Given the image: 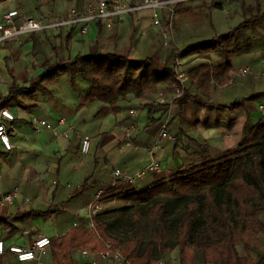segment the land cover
<instances>
[{
    "label": "trees",
    "instance_id": "1",
    "mask_svg": "<svg viewBox=\"0 0 264 264\" xmlns=\"http://www.w3.org/2000/svg\"><path fill=\"white\" fill-rule=\"evenodd\" d=\"M256 24L264 25V4L255 2L253 7L243 10V20L228 31L179 49L178 55L186 59L188 89L195 87V92L182 89L175 99L174 117L181 114L189 98L199 107H214L202 100L205 84L224 81L232 75L230 59L249 47L245 46L246 30L253 31ZM72 31V27L67 29L57 46L49 43L51 37H44L51 46L53 60L45 59L40 64L41 73L30 79L27 86H17L12 81L0 107L11 100L20 104L19 97H31L37 91L45 93L44 84L71 73L89 81L87 91L79 96L78 106L97 101L93 117H100L120 112L131 99L153 94L158 85L176 82L171 53L160 69L148 57L132 60L97 49L69 57ZM30 40L33 46L39 44L36 34H30ZM213 53L223 59L221 63H190L195 55ZM247 82L246 93L227 87L233 90L234 94L229 96L232 99L218 106L264 96V89L250 91V75ZM154 105L157 104L142 106L152 111L159 106ZM203 152L190 164L155 178L142 188L120 182L109 186L110 180L102 184L85 179L72 193L104 187L105 200L124 203L105 209L93 220L99 237L120 251L130 264H167L173 249L179 264H264V249L260 246L264 243V121L244 127L242 139L233 148L216 156ZM142 220H146L147 235L143 234ZM50 244L54 248L52 264H64L63 258L70 250L103 247L92 232L77 228H69L59 239H51Z\"/></svg>",
    "mask_w": 264,
    "mask_h": 264
},
{
    "label": "crops",
    "instance_id": "2",
    "mask_svg": "<svg viewBox=\"0 0 264 264\" xmlns=\"http://www.w3.org/2000/svg\"><path fill=\"white\" fill-rule=\"evenodd\" d=\"M86 1L89 0H67V8L72 4L81 6ZM15 2L14 6L6 5L1 10L0 15L13 9L21 15H30L29 6L32 0H15ZM34 4L37 5V17H40L39 19H46L50 16H44V13H49L48 10L58 9L55 0H41L40 2L36 1ZM213 8L211 7L210 11ZM261 26L264 25L256 24L254 30L259 36L257 39L261 38V42L264 44V28H261ZM67 29L69 28L34 34L39 36V39L46 36L51 37L49 43L57 46ZM141 31L147 32V36L141 37ZM156 31V27L150 26V12L148 10L141 14L130 13L109 30L104 29L98 23H92L85 35H80L75 29L72 31L68 55L72 57L75 54L91 53L97 49L125 55L132 60L148 57L155 62V56L160 57L164 54L155 46L157 43ZM74 34H77V36ZM215 35L218 34H213L210 38ZM78 37H80L79 40ZM28 40H30V35H23L14 41L1 42L0 48L11 54L14 59H17L20 57L19 47ZM48 46L50 49L51 46L49 44ZM31 48L34 51L37 48L34 56L40 53L45 54V52H42V44L36 46L30 44ZM213 55H204L205 58L202 60L207 61L210 59L211 64L222 62L221 57ZM50 57L49 54L45 59L52 61L53 58L50 59ZM156 58L158 59V57ZM45 59L37 62L32 58L29 65L23 66V72L20 74L15 72V74L5 77L0 73V103L4 100L7 87L12 81L17 86L28 85L30 79L38 75L31 76L32 72L30 71L33 68L41 70L40 64ZM163 64L162 62L161 67ZM157 68L160 69L158 66ZM59 77L49 82V84L53 83L55 92L58 91L56 86L60 85L62 87L63 85L62 82L56 83ZM78 82L83 85V88L77 90L69 85L70 89H67V96L56 97L57 99L60 98L59 101L53 99V97H48L43 104H39L40 98L34 97L31 100L24 101L25 97H19L17 101L20 104L11 100L5 105L12 113L13 120L9 123L7 129L11 150L5 151L0 146V166H3L0 171V194L7 193L14 186L19 188V194L13 203L0 208V240L5 245L13 244L25 247L38 236H45L51 240L59 239L69 228L86 230L82 227L86 217L85 205L91 199L94 190L91 189L81 194H74L72 193L73 190L79 187L85 179L105 184L110 179L109 173L112 168L133 172L142 168L149 160L146 149L150 146L154 137L155 139L157 137L158 122L161 120L157 121L161 117L160 110L158 108H154L152 111L147 110V108L140 105L139 100L141 98L130 100L128 106L134 107L132 104H137L138 113L140 114L135 119L136 131L130 136L131 146H127L123 142L122 132V127L127 124V115L122 116L121 114L120 121L114 116V130L107 129L100 121L101 116L93 117V113L99 105L97 101L78 106L79 96L85 94L89 86L84 81L78 80ZM48 88L47 86V92L45 93L49 92ZM75 90H77L76 93ZM72 92H74V95L71 94ZM217 97H222L220 92ZM254 104V101L246 100L226 106L221 110H214L199 107L193 99H188L181 108V114L178 117H173L171 122L168 123L167 130L170 134L176 136V140L174 142L165 140L160 149L153 151V157L159 163H161V160H159V157H161L164 162V167L160 164L162 174H167L190 164L197 159L201 151H204L203 155L216 156L236 146L242 139L244 127L259 121V113L256 111ZM69 107L71 108L69 113L73 114V117L70 115L67 118V116L60 114ZM89 108L90 110L86 111ZM86 112H88V115L85 114L82 117L81 114ZM29 114L38 115L51 122L59 116H64L67 123L74 128L77 134H71L67 138L54 139L47 130L41 129L35 132L28 124ZM85 117H91L93 120L90 121L89 131H79L78 123H85ZM74 119L76 120L73 122ZM218 129L221 132L224 130L227 137L220 132L221 136L224 135L231 142L226 144L222 140L221 143L208 145L207 141L212 142L210 139L219 132ZM83 134L89 137L88 152L84 155L78 151L80 135ZM155 152L157 153L155 154ZM8 155L11 158L7 159L6 156ZM21 155L24 158L18 157ZM100 163L103 165L102 168H99ZM47 174L50 175V180H48L50 188L43 183V178ZM52 180L57 181L58 185L52 186ZM152 180L153 175L149 174L138 180L134 186L142 188ZM65 183H69L72 188H64ZM39 186H41V189ZM22 197H27L30 203H23ZM114 200L107 201V205L113 203ZM73 222H78L79 227H72ZM10 230L11 232H9ZM260 246L264 249V243H260ZM53 249L51 244L47 247L45 254L40 258V264H52ZM82 250L87 253L82 254ZM97 251L86 248L73 249L66 253L63 262L64 264H69V262L71 264H91L93 261L94 264H111L108 260L99 257ZM0 264L35 263L30 261L18 263L12 255L5 253L0 256ZM167 264H179L176 249L171 250L169 253Z\"/></svg>",
    "mask_w": 264,
    "mask_h": 264
},
{
    "label": "rangeland",
    "instance_id": "3",
    "mask_svg": "<svg viewBox=\"0 0 264 264\" xmlns=\"http://www.w3.org/2000/svg\"><path fill=\"white\" fill-rule=\"evenodd\" d=\"M40 2L41 0H32V2L30 3V11H29V16L32 17L34 20H38L40 17H37V5L34 4L35 2ZM264 0H194V1H190V2H185L182 3L180 5H176L171 7L170 9H163L158 11V20H159V25L154 26V25H150L153 27H156L157 31H156V47L157 49L164 53L162 56H155V66L160 67L161 68V63L165 62V60L168 58V53H171V63L174 57H177L178 59H180L181 61H185V57H181L180 55H178L179 49L182 48L184 45L196 41V40H201V39H207L210 38L211 35L213 34H221L223 32H226L228 29L236 26L239 22H241L243 20V10L245 8H250L253 7L255 2L258 4L263 5ZM55 3L57 4L58 9L56 10H48L49 13H44V16H48L50 15L52 16H56L57 14L63 12L64 9L67 8V0H55ZM14 4H16L15 0H5L0 2V12L1 10L6 6H14ZM59 5V6H58ZM211 7H214L213 10L210 11ZM146 10H140L134 14H141L144 13ZM261 28H264V26H261ZM248 31V32H247ZM75 36H77V34H74ZM141 35V33H140ZM52 36V35H51ZM74 36V37H75ZM147 36V32L144 33V35H141V37H145ZM245 39H246V45L245 46H249V48H243V51H240L238 55L232 56L230 61L233 64V72L232 75L224 81H218V82H213V81H207V83L205 84V88H204V93L202 94V100H204L207 103H211L212 105H214V107H203V108H210V109H214V110H221L224 109L226 107H219L218 105H220V103H227L229 102L232 97H229L230 95H233L234 93L233 90H235L237 93H246L248 91L247 88V76L242 77V78H234V75L237 71L238 68L240 67H244V66H248L250 68V73H254L257 71L258 67H259V60L261 57L264 56V44L263 42H261V38H258V34L255 33V30H246V35H245ZM53 37V36H52ZM85 37V36H83ZM254 38H256V40H254ZM78 40L80 39V37L77 38ZM22 43V42H20ZM27 43V44H26ZM24 43L23 45L21 44V46L19 47V51H20V57H18L17 59H14L13 56L7 52H4L1 48H0V73L2 75L6 76H10L11 74H15V72L17 73H22L23 72V66L24 65H29L31 59L33 58L34 61L37 62H41L43 59L46 58L47 55L50 54V59L53 58V54L49 49L48 44L46 43V41L44 40V38H40L39 39V44L43 46V50L42 52L44 53H40V54H36L34 56V53L37 51V48L34 49L31 48L30 49V44H32L31 40H28V42ZM243 46V45H242ZM241 46V47H242ZM70 54H72V52H70ZM214 54V53H213ZM213 56H218V54H214ZM158 57V59L156 58ZM42 58V59H41ZM203 58H205V56H201V55H195L192 57L190 63L195 64L197 62L200 61H204L207 63H212L209 60H202ZM187 62V61H186ZM214 64H216V62H213ZM31 76H35L36 74H39L41 72V70L39 69H35L33 68V70H31ZM251 76V75H250ZM252 77L253 80V84L252 87L250 88V91L255 92L256 90H260V89H264V78L261 79H255ZM69 79H72V82H69ZM78 80L80 81H84V83H86L87 85L89 84V81L86 80L85 78H83L82 76L78 75V74H65L59 77L58 82H62V87H60V85L56 86V89L58 91H54L53 89V83H47L44 84L46 89L47 86L49 87V92L48 93H41L40 91H37L33 96L31 97H25L24 101H28L31 100L32 98L36 97V98H40V103L39 104H43L44 101L48 98V97H53V99H57L56 97H62L61 95H66L67 96V89L69 88V85L72 86L73 89H77V90H81L83 88V85L80 84V82H78ZM78 83V84H77ZM27 84V83H26ZM55 84V83H54ZM76 84V86H75ZM67 85V86H66ZM27 86V85H26ZM159 86V85H158ZM172 84H162L159 87L156 88L155 92L153 94H148L145 95L144 97H142L139 101H140V105H143L145 103H152L153 100H155L158 97V94H160L161 98L164 99L165 103L163 106H158L157 108L160 110V115L161 117L157 119L160 120L162 118H165L167 121V127H168V123L171 122V120L174 117V112H175V108H176V98L177 97H173V92H172V88H171ZM232 86V87H230ZM262 86V87H260ZM0 87H1V83H0ZM189 87V81L187 79V81L183 82V86L181 88V93H182V89H188ZM227 87H230L229 91L228 89H226ZM235 87L240 91H237V89H235ZM195 87H190L188 89V92H195L194 91ZM226 89V90H225ZM75 90V93L76 91ZM222 90V91H221ZM224 90V91H223ZM60 91V92H59ZM59 92V93H58ZM79 92V91H78ZM82 92V91H81ZM220 92V94L222 95V97H217L218 93ZM180 93V94H181ZM250 93V92H249ZM248 93V94H249ZM71 94L74 95V92H72ZM226 95V96H225ZM191 99V98H189ZM58 101L60 100V98L57 99ZM252 101L255 102V106L258 103H263L264 104V96H260L257 99H253ZM125 105V104H124ZM123 105V106H124ZM129 104H126V107L123 108L125 110H121L120 112L116 113L115 115L110 113L105 115L104 117L101 116L100 121H102V125L106 126L107 129H113V125H114V121L113 118L114 116H116L117 120H121V114L122 116L127 115V123H129L131 120L134 122L135 127L132 130L131 134L136 131V117L138 116V108H137V104H132L134 107H129ZM157 106V105H154ZM70 107L69 109H64L62 111V113L65 117L67 116V118L71 115L70 112ZM128 109H134L135 110V115L133 117H130L127 113ZM90 108L86 111H89ZM88 115V112L81 114L82 117L84 115ZM73 115V114H72ZM71 115V117H73ZM70 117V118H71ZM120 117V118H119ZM143 117V116H142ZM145 117V115H144ZM91 118V117H90ZM87 118L85 117L86 122L81 124L78 123V129L79 131H89V124L90 121L92 122V118ZM119 118V119H118ZM256 118V117H255ZM76 119L73 120V122ZM219 132L214 134L212 136V139H210L212 142L207 141V144H216V143H221L222 140L226 143L229 144L231 141L229 139H226L225 136L226 132L223 130L221 132L220 129H218ZM220 132L222 134H224L223 136H221ZM155 139V137H154ZM153 139V140H154ZM153 140L151 141L150 145L152 144ZM157 152H155L156 154ZM162 156V155H161ZM19 158H24V156H18ZM6 158H11V156H6ZM161 160V165L162 167H164V162L162 161L161 157H159ZM22 160V159H21ZM19 160V161H21ZM1 162V160H0ZM109 165V164H108ZM107 165V166H108ZM103 165L100 163L99 164V168H102ZM3 166H0V171L2 170ZM111 171V170H110ZM166 174H157V175H153V179L155 178H159L161 176H164ZM50 178V175H46L43 178V183L45 185H48V187L50 186L48 183V180ZM110 178V177H109ZM110 180V179H109ZM69 184V183H68ZM138 184V183H137ZM71 186V185H70ZM39 188L41 189V186H39ZM50 188V187H49ZM39 189V190H40ZM95 191H93L94 193ZM92 193V194H93ZM92 197V196H91ZM107 200L104 199L103 195L100 198V204H101V208L100 210H98V212L96 214L102 213L105 209H112L114 208L116 205L117 206H122V204L120 201H116L114 200L113 203H110L109 205H107ZM95 214V215H96ZM146 220H142L141 221V228L143 230V234L147 235L148 233V228L144 227V224ZM239 253H241V248H238Z\"/></svg>",
    "mask_w": 264,
    "mask_h": 264
},
{
    "label": "built area",
    "instance_id": "4",
    "mask_svg": "<svg viewBox=\"0 0 264 264\" xmlns=\"http://www.w3.org/2000/svg\"><path fill=\"white\" fill-rule=\"evenodd\" d=\"M194 0H89L84 2L81 6L74 4L54 16H48L46 19L34 20L32 17L21 15L16 10H7L0 15V43L6 41L17 40L20 36L30 35L34 33L47 32L51 30H58L60 28H74L80 35L87 34L92 23H98L104 29L109 30L114 24L121 22L130 13H136L140 10H148L150 12V25H159L158 11L163 9H170L171 7L190 2ZM144 35V32H140ZM172 65L175 73L176 82L172 84L173 97H178L181 93L183 82L187 81V74L185 71V62L177 57L172 60ZM248 66L237 69L234 78H242L247 75L253 76L255 79L264 78V56L259 60V67L256 72L250 73ZM153 104L163 106L165 101L160 94L152 101ZM259 113V120L264 121V104L258 103L255 106ZM127 113L130 117L135 115L134 109H128ZM13 120V115L6 106L0 107V146L3 150H11V144L8 138V125ZM28 124L35 132L44 129L49 131L54 139L67 138L71 134H77L74 128L67 123L64 116L57 117L54 121H48L38 115L29 114ZM135 124L131 120L122 127L123 142L125 145L131 146L130 136ZM167 140L174 142L176 136L172 135L167 130V121L162 118L158 122V134L152 144L146 149L149 155V160L140 169L133 172H128L119 168H112L110 175L109 186H114L116 183H128L132 186L146 175H157L162 173L160 163L153 157V151L160 149L162 143ZM89 137L85 134L80 135V144L78 151L84 155L88 152ZM52 186H57L58 182L51 181ZM64 188L71 189L70 184L65 183ZM105 189L104 187L95 190L91 199L86 203V217L82 227L87 231L92 232L95 237L102 243L103 247L97 251V255L102 259L108 260L111 264H130L120 251L113 248L108 241L101 239L96 231L94 224V216L100 210V198ZM19 194L18 186L12 187L7 193L0 194V208L13 203L14 199ZM23 203H30L27 197L21 198ZM72 227H79L78 222H73ZM50 244V239L45 236H38L29 245H5L0 240V256L8 253L12 255L16 262H33L35 264L41 263V256L45 254L47 247ZM86 254L85 250L81 251ZM91 264H94L92 261ZM151 264H160L155 261Z\"/></svg>",
    "mask_w": 264,
    "mask_h": 264
}]
</instances>
